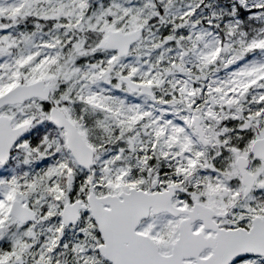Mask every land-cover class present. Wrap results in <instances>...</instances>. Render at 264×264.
Wrapping results in <instances>:
<instances>
[{"label":"snow or ice","instance_id":"1","mask_svg":"<svg viewBox=\"0 0 264 264\" xmlns=\"http://www.w3.org/2000/svg\"><path fill=\"white\" fill-rule=\"evenodd\" d=\"M0 264H264V0H0Z\"/></svg>","mask_w":264,"mask_h":264}]
</instances>
